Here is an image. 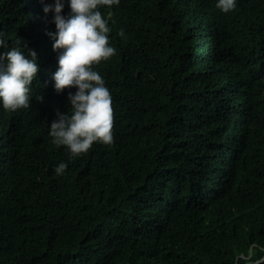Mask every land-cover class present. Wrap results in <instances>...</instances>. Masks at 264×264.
<instances>
[{
	"label": "trees",
	"instance_id": "1",
	"mask_svg": "<svg viewBox=\"0 0 264 264\" xmlns=\"http://www.w3.org/2000/svg\"><path fill=\"white\" fill-rule=\"evenodd\" d=\"M52 2L0 0L7 45L40 64L29 105L0 109V264H264V0L100 5L113 141L71 159L45 123L70 111Z\"/></svg>",
	"mask_w": 264,
	"mask_h": 264
},
{
	"label": "clouds",
	"instance_id": "2",
	"mask_svg": "<svg viewBox=\"0 0 264 264\" xmlns=\"http://www.w3.org/2000/svg\"><path fill=\"white\" fill-rule=\"evenodd\" d=\"M114 3L118 0H54L43 5L44 14L50 13L55 25V31L47 33L58 54V67L51 74L53 88L58 94L69 89L70 106V111L57 110L56 118L48 116L45 123L51 144L57 149L64 146L70 159L86 153L93 142L113 141L112 97L93 65L116 52L109 43L108 20L99 8ZM65 4L68 14L63 11ZM234 7L235 0H215V8L222 13ZM139 9L146 20L149 5L142 3ZM118 35L124 37V30L120 29ZM0 47L8 48L0 53V109L21 113L30 103L31 85L40 71L38 54L21 38L9 47L2 33ZM66 168L67 163L61 161L54 166V174L62 175Z\"/></svg>",
	"mask_w": 264,
	"mask_h": 264
},
{
	"label": "water",
	"instance_id": "3",
	"mask_svg": "<svg viewBox=\"0 0 264 264\" xmlns=\"http://www.w3.org/2000/svg\"><path fill=\"white\" fill-rule=\"evenodd\" d=\"M262 261H264V258H263V259H261L260 261H257V263H259V262H262Z\"/></svg>",
	"mask_w": 264,
	"mask_h": 264
}]
</instances>
